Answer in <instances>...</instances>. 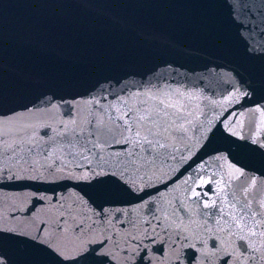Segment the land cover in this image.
<instances>
[{
  "label": "snow or ice",
  "instance_id": "snow-or-ice-1",
  "mask_svg": "<svg viewBox=\"0 0 264 264\" xmlns=\"http://www.w3.org/2000/svg\"><path fill=\"white\" fill-rule=\"evenodd\" d=\"M196 100L195 94L180 89L149 88L119 96L117 102L106 105L93 98L87 103L96 108L77 109L75 115L71 108L61 113V105L48 97L21 110L0 113V264H12L5 248L9 243L43 246L65 264H77L78 257L89 251L102 258L100 264L109 252L115 259L116 253L123 251L131 261L138 251L144 255L150 248L162 252L165 243L173 251L160 264H169L173 256L180 264L185 247L196 250L189 256V264H264V191H255L254 178L242 191L239 185L233 189V181L245 173L231 164L222 175L209 173L207 166L201 165L182 181L194 202L205 185H218L216 199L204 204L205 208L219 205L217 226L209 228L205 222L191 232L175 209L169 211L172 201L166 200L163 192L134 208H103L99 212L90 208L83 196L69 202L63 196L5 193L18 181L43 173H65L66 169L67 175L89 183L142 191L156 187L155 180L167 188L164 177L168 174L160 170L158 162L175 159L180 151L177 144L185 142L193 126ZM228 101L233 102V96ZM250 111L264 116L259 107ZM64 115L70 118L66 120ZM238 123L243 127L242 120ZM228 131L239 135L231 126ZM251 142L264 149L259 136ZM149 204L153 207L148 208V214L141 215L138 210ZM113 221L129 227L121 233ZM94 229L99 230L100 238L94 241L95 248L88 249L84 237Z\"/></svg>",
  "mask_w": 264,
  "mask_h": 264
},
{
  "label": "water",
  "instance_id": "water-1",
  "mask_svg": "<svg viewBox=\"0 0 264 264\" xmlns=\"http://www.w3.org/2000/svg\"><path fill=\"white\" fill-rule=\"evenodd\" d=\"M149 88L176 89L154 0H0V113L18 111L48 97L61 105V113L71 108L75 115L77 109L96 108L87 103L93 98L106 105L117 102L119 96ZM177 148L180 151L175 159L158 162L160 170L168 174L164 177L167 188L155 180L156 187L142 191L112 183H89L67 175L66 169L65 173H43L18 181L5 193L63 196L69 202L83 196L89 207L99 212L103 208H134L163 192L165 199L172 201L169 211H177L188 231L198 230L205 222L215 228L219 219L214 207H204L211 202L207 186L194 202L182 184L200 168L189 131ZM155 206L159 207V201ZM151 207L149 204L138 211L147 215ZM113 223L121 233L129 227ZM99 238V230L94 229L84 237L85 247L95 248L94 241ZM5 248L12 264H65L43 246L9 243ZM170 251L165 243L162 252L150 248L144 255L138 251L131 261L123 251L116 253L115 259L109 252L103 264H160ZM195 251L185 247L180 264H189V256ZM101 259L89 251L78 257L77 264H100ZM169 264H176L174 256Z\"/></svg>",
  "mask_w": 264,
  "mask_h": 264
}]
</instances>
